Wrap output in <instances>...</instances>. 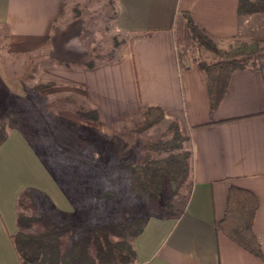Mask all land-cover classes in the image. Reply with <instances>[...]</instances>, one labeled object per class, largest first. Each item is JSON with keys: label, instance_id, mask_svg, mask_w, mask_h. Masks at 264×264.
<instances>
[{"label": "crops", "instance_id": "crops-1", "mask_svg": "<svg viewBox=\"0 0 264 264\" xmlns=\"http://www.w3.org/2000/svg\"><path fill=\"white\" fill-rule=\"evenodd\" d=\"M85 1L0 0L9 54L37 58L29 79L9 80L0 72L3 101L14 97L24 104L22 112L17 104L13 112L20 127L0 146V264H22L11 240L18 231L21 191L32 187L46 193L66 215L89 210L91 196L106 190L107 157L120 148V126L152 106L188 138L193 171L179 216H150L136 238L139 264H264L217 227L230 186L251 190L259 201L253 228L264 251V67L234 71L222 103L212 110L204 70L198 62L181 69L179 61V49L193 43L183 12L224 47L242 31L239 0H111L115 28L125 42L118 60H99L93 68L86 66L92 54L82 39L77 6ZM46 83L56 86L35 89ZM26 84H32L30 90ZM47 92L54 95L47 113L54 171L45 159L46 145L36 148L22 120L28 108V126L38 130L35 121L47 118L42 104ZM77 98L99 111L97 122L76 113ZM2 111L7 108L0 101ZM109 157L121 159L115 151ZM71 163L77 171L70 170Z\"/></svg>", "mask_w": 264, "mask_h": 264}, {"label": "trees", "instance_id": "trees-1", "mask_svg": "<svg viewBox=\"0 0 264 264\" xmlns=\"http://www.w3.org/2000/svg\"><path fill=\"white\" fill-rule=\"evenodd\" d=\"M107 4L113 8L115 18L114 2L109 0ZM261 15H264V0H239L240 22ZM183 16L193 43L190 47L179 49L180 68L186 69L189 62H198L206 75L210 107L215 110L226 95L234 71L248 66L264 67V61H254L264 53V44L255 38L234 37L227 47L220 46L189 12H183ZM123 42L125 39H116L115 45ZM196 50L207 51V60L196 54ZM90 53L92 58L86 63L88 68L95 67L99 60H105L93 55L92 50ZM209 54L213 56L212 60ZM119 58L111 55L106 61ZM55 86V83L39 84L35 89L47 90ZM76 113L85 120H99V111L84 103ZM7 115V123H0V146L8 140L10 132L21 125L18 115ZM140 119L136 131L145 132L159 124H166L169 138L150 144L148 151L136 162L126 159L112 167L107 165L106 190L91 196L89 210L67 215L65 219L66 214L54 205L46 193L32 187L21 191L16 204L18 231L11 235V240L22 264H139L135 240L143 232L148 218L179 216L182 210L174 205L173 199L192 176L193 152L187 144L189 140L182 135L178 123L167 120L159 107L144 109ZM154 150H163L167 154L155 157ZM167 182L171 192L167 202H162L160 199ZM126 187L129 189L128 199L136 197L141 201H154L159 207L168 209L169 213H157L148 206L147 215L138 214L131 218L116 215L112 205L122 199V192L118 189ZM258 205L254 192L232 184L226 213L217 227L240 247L264 260L262 244L253 228ZM36 226L42 229L34 232Z\"/></svg>", "mask_w": 264, "mask_h": 264}, {"label": "rangeland", "instance_id": "rangeland-1", "mask_svg": "<svg viewBox=\"0 0 264 264\" xmlns=\"http://www.w3.org/2000/svg\"><path fill=\"white\" fill-rule=\"evenodd\" d=\"M79 8V11L81 12V22L83 25V32H82V39H84V42L87 43L90 50H92L93 55L104 57L103 59L110 58L111 55L114 57H119L122 52V47L124 45L123 43H120L119 45H115V40H121L124 38L122 34H120L114 24V14H113V8L111 5L107 4L106 2L102 0H86L82 4L77 5ZM240 37L245 39H258L261 44H264V15L261 16H251L248 18H245L242 20V31L240 34ZM8 37H7V30L4 26H0V72L7 76L9 80H12L11 78H17L18 76L23 75V77H27V79L30 78L35 72L36 68L33 63H36L37 58L36 55H28L26 57L24 56H17L14 54H9L8 52ZM229 44L224 45V47H227ZM206 53L207 51L204 50H196V54L202 56L203 59L207 60ZM210 57L213 58L211 54H209ZM254 61H264V53L260 55L258 58H256ZM26 64L24 65L23 63ZM32 84H26V89L30 90ZM4 87V86H3ZM31 91H27L30 93ZM47 96L42 97V104L44 107V114L45 118L44 122L35 121V124L38 126L37 131H32L31 127L28 126V120L29 117L26 118V115L31 116L30 114H27L28 108L25 111V114L22 117V120H25L27 122H24L23 128H25L29 138L33 142V144L36 146V148H42L46 145L47 151L49 155H46L45 159L47 160L50 168L54 171V158L50 155L51 152L54 153V132L48 128V121L47 119L50 118V115L47 114L49 109L54 108V95L51 94L52 92H47ZM64 97V96H62ZM0 101L2 102L3 106L7 108L6 112H0V123H7L8 121V115L7 113L14 114V110L16 104L18 105V112H22L23 105L19 103L16 98L9 97L8 101H3V95L2 91L0 90ZM66 99V98H65ZM69 100H75L74 97H68ZM62 100V99H60ZM79 100V101H78ZM57 101V100H56ZM80 99L77 98V105H83L80 103ZM69 104V102H67ZM12 105V107H11ZM47 108V109H45ZM31 111V109H30ZM33 111V110H32ZM15 115V114H14ZM32 117V116H31ZM141 119H133L129 124L127 125H121L117 135V140L119 141L120 148L117 146L116 150H112L110 152H120L121 159L119 158H110V152L108 153L107 157V165L114 166L115 164H118L121 160L130 161L133 162L137 161V158H140L144 155L145 152L148 151V146L150 144L156 143L159 140H165L169 138L170 132L168 130V126L166 124H159L157 126H154L150 128L149 130L145 132H139L136 131V128L138 127ZM30 128V129H29ZM47 128V130H46ZM43 139V140H41ZM153 155L155 157H161L167 154V152L163 150H154L152 151ZM131 161V162H132ZM110 162V163H109ZM71 166V171L75 172L77 171L76 166L74 163L68 164ZM186 186V185H185ZM170 184L167 182L164 186V191L162 194V197L160 201L167 202L168 197L171 192ZM185 188V187H184ZM180 191V193L175 196L173 199L174 205L177 207L180 206L183 202H185L187 191L186 188ZM122 192V199L118 201H114L113 203V210L116 215L131 218L135 215H147L148 214V206L152 207L154 210H156L157 213H169V210L166 208L159 207L154 201H146V200H139L136 197H130L128 199V187L124 188L122 190L121 188L118 189ZM179 208V207H178ZM68 216L65 215V219ZM42 228L41 226L34 227L33 231L38 232Z\"/></svg>", "mask_w": 264, "mask_h": 264}]
</instances>
